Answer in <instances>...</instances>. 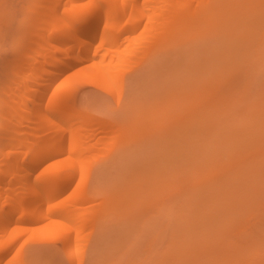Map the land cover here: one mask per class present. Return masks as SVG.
Masks as SVG:
<instances>
[{"label": "rangeland", "instance_id": "obj_1", "mask_svg": "<svg viewBox=\"0 0 264 264\" xmlns=\"http://www.w3.org/2000/svg\"><path fill=\"white\" fill-rule=\"evenodd\" d=\"M28 1L0 0V40L6 26L18 20L22 44ZM215 1L212 16L198 26L192 21L188 34L165 32L168 37L160 35L155 45L145 44L153 46L150 51L142 46L124 62L122 85L112 88V95L83 84L75 106L132 134L131 142L117 140L126 145L116 146L112 138L115 151L97 163L91 157L95 166H86L99 197L89 209L99 215L67 248L59 240L31 242L41 223L32 222L31 229L15 233L2 262L264 264V0ZM229 36L234 54L228 67L206 99L192 102L183 93L190 90L196 97L198 90L178 84L188 73L189 79L205 70L206 78L213 66L223 65L214 46L223 48ZM15 40L6 39L0 50L11 51ZM6 62H0V98L11 87L13 65ZM175 83L176 96L170 91Z\"/></svg>", "mask_w": 264, "mask_h": 264}, {"label": "bare ground", "instance_id": "obj_2", "mask_svg": "<svg viewBox=\"0 0 264 264\" xmlns=\"http://www.w3.org/2000/svg\"><path fill=\"white\" fill-rule=\"evenodd\" d=\"M201 1L194 7L193 0H29L31 11L28 6L27 12L31 14L22 26L27 27L23 32L27 35L21 34V47L18 20L6 26L0 44L8 38L17 37V41L15 48H9L13 53L0 50V62L13 65L11 87L0 98V264L15 233L29 229L32 222L41 223L31 234V242L59 240L67 248L91 218L96 220L99 212L93 213L89 205L99 197L95 187L92 190L87 167L105 160L115 151L113 147L131 142L132 134L109 118L78 109L74 98L83 84L105 94L113 92L112 88L122 85L120 66L142 46L155 45L157 38H163L160 35L168 37L165 32L188 34L186 30L195 24L192 21L198 26L212 16L217 2ZM149 40H155L154 44ZM232 44L229 36L223 48L214 46L220 49L215 52L224 64L213 66L208 77H201L204 70L188 79L186 71L183 83L176 81L198 90L196 97H191L190 90L183 96L192 102L206 99L210 85L230 63ZM176 83L170 90L175 96ZM120 99L116 98V104ZM105 144L114 146L108 149ZM28 185L33 187L28 189Z\"/></svg>", "mask_w": 264, "mask_h": 264}]
</instances>
